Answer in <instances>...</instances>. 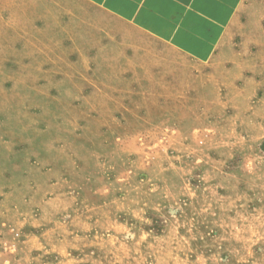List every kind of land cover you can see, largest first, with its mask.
Wrapping results in <instances>:
<instances>
[{
    "label": "rangeland",
    "instance_id": "rangeland-1",
    "mask_svg": "<svg viewBox=\"0 0 264 264\" xmlns=\"http://www.w3.org/2000/svg\"><path fill=\"white\" fill-rule=\"evenodd\" d=\"M47 6L0 0V264H264V116L238 115L243 80L211 112L186 61L112 89L133 58L100 61L110 43ZM249 51L229 66L264 64Z\"/></svg>",
    "mask_w": 264,
    "mask_h": 264
},
{
    "label": "crops",
    "instance_id": "crops-1",
    "mask_svg": "<svg viewBox=\"0 0 264 264\" xmlns=\"http://www.w3.org/2000/svg\"><path fill=\"white\" fill-rule=\"evenodd\" d=\"M47 3V8L55 9L62 4L63 9H70L68 25L79 35L77 40L104 42L105 47L110 43L106 49H96L95 56L100 61L105 59L112 67L117 64L115 58H133L131 69L112 70L117 75L111 80L112 89L120 90L119 82H132L128 87L133 89L148 88L137 85L138 75L180 74L186 61L194 65V97L199 90L204 91L202 106L207 111L215 110L218 85L236 84L242 79L246 94L234 103L238 115L244 122H256L260 114L264 116V93L255 111L251 106L253 91H264L263 61H256L252 67L229 66L233 61L241 64V58L251 54V47H264V0H47ZM33 17L30 13V19ZM91 26L95 29L91 30ZM113 42H126L127 48L115 47ZM254 54L264 59L262 52ZM148 58L157 61H145ZM151 63L149 70L136 68ZM125 73H133V79L118 77ZM218 100V111L224 113L229 99Z\"/></svg>",
    "mask_w": 264,
    "mask_h": 264
}]
</instances>
